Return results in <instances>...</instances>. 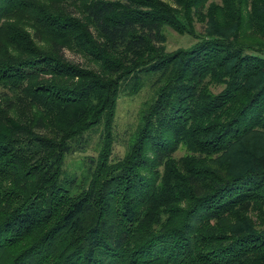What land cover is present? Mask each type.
Returning <instances> with one entry per match:
<instances>
[{"label":"trees","instance_id":"1","mask_svg":"<svg viewBox=\"0 0 264 264\" xmlns=\"http://www.w3.org/2000/svg\"><path fill=\"white\" fill-rule=\"evenodd\" d=\"M177 2L89 0L84 23L44 11L47 25L74 31L105 71L70 62L57 38L52 54L0 59V81L32 106L28 121L0 111V264H264V228L244 217L253 210L264 217V0L212 2L203 35L195 22L205 21L207 0ZM22 5L32 7L0 0V19ZM216 9L227 22L214 18ZM166 25L198 39L158 53ZM144 76L156 96L128 151L115 158L118 96L137 91ZM210 80L226 86L213 94ZM256 129L263 142L248 167L209 163ZM93 131L103 138L90 162L96 178L73 198L64 156L85 148ZM181 142L200 154L182 174L167 163L158 183L152 151Z\"/></svg>","mask_w":264,"mask_h":264},{"label":"rangeland","instance_id":"2","mask_svg":"<svg viewBox=\"0 0 264 264\" xmlns=\"http://www.w3.org/2000/svg\"><path fill=\"white\" fill-rule=\"evenodd\" d=\"M29 6L24 5L17 7V9L1 16L0 19V59L6 56H18L19 58H29L37 54L53 53L51 49V38H57L65 42L64 51L67 59L70 62L79 63L87 68L97 71H105L102 63L86 53L80 43L78 37L75 36L74 31L61 33L54 27L47 25L44 21V11H49L52 14H61L74 17L78 22L84 23L88 19L83 11L84 4L89 0H28ZM174 7H180L177 0H165ZM223 0H207L204 13L207 14L204 20H196L197 34H205V27L207 26L210 18L209 7L212 2L221 4ZM214 18L222 23L227 22L228 19L224 18L219 13V10L213 12ZM226 19V20H225ZM208 20V21H207ZM92 30H94L91 24ZM95 34V30H94ZM198 37L186 31H179L171 25L164 27V39L161 43L157 44L158 51L166 54H171L177 50L184 49L194 43ZM160 49V50H159ZM155 53V52H153ZM145 54V53H144ZM114 57L119 59L118 53H112ZM141 54H138L140 56ZM130 57L131 55H126ZM2 63H0V66ZM207 89L215 94L223 90L226 86L224 81H208ZM23 86L19 87L21 89ZM11 87L6 82L0 81V111L9 115L16 116L17 118L28 121L32 117V106L29 101H24L26 94L21 96L24 92L18 90L13 93L10 91ZM10 91L9 96H4L3 92ZM19 96H21L19 98ZM156 96V89L154 81L151 76L142 77L141 87L135 92H128L122 90L118 96L116 111L114 117L113 128V152L115 158L124 156L129 149V144L133 136L136 134L139 126L143 122V114L148 108L150 103ZM9 100L14 101V107L10 110L5 109L3 106L9 104ZM263 142L262 132L258 129L251 130L244 134L240 139L235 141L230 148L224 153V156L209 158V163L218 167H229L231 171H241L248 167L251 162V156L261 151V144ZM103 145V138L100 136V131H93L92 137L88 145L83 149H77L69 152L64 156V163L62 167V178L66 182L69 195L77 197L83 192L92 188V183L95 180L96 168L91 167V158L99 159L101 148ZM195 154V155H194ZM200 153L189 148V145L184 142L173 144L172 147L163 152L159 150L152 151L151 157L157 162L159 171L151 170L152 176H156L157 182L162 183L164 173L166 172L167 163L169 167L176 169L182 174L187 166L190 156H196ZM112 160V159H111ZM117 160V159H116ZM113 161V160H112ZM95 165V164H94ZM156 179V178H155ZM189 200L180 203V206L188 204ZM175 204V203H171ZM245 220L255 223L258 227L264 228L261 223L264 221L262 212L253 210L244 214ZM238 224H241L239 221ZM260 225V226H259ZM44 228L40 231L34 232L27 239L33 241ZM50 261V260H49Z\"/></svg>","mask_w":264,"mask_h":264}]
</instances>
